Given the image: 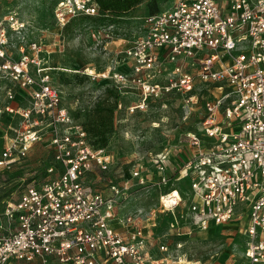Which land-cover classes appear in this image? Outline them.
<instances>
[{"label": "built area", "instance_id": "2783aa9c", "mask_svg": "<svg viewBox=\"0 0 264 264\" xmlns=\"http://www.w3.org/2000/svg\"><path fill=\"white\" fill-rule=\"evenodd\" d=\"M98 16L94 0H57L54 6L60 27ZM113 34L114 25L107 26L105 46ZM25 35L26 24L15 14L0 22V82H11L22 92L20 102H27L23 109L9 103L4 108L18 113L21 122L9 127L0 169H12L45 136L52 161L45 180L5 204L0 264H179L150 251L161 215L171 217L166 227L177 238L245 216L240 264H264V0H173L169 9L147 15L141 33L119 52L131 63L133 82L139 78L141 104L172 93L185 95L186 104L197 101L196 78L204 89L214 87L204 100L198 133L140 156L132 166L138 186L161 190L158 210L123 213L128 181H109L106 195L85 185L95 170L107 172L112 158L90 145L61 105L55 69L42 57L41 43L27 42ZM11 38L16 53L10 51ZM164 65L173 66L165 83L140 80L148 73L161 76ZM5 95L14 100L12 89ZM187 178L184 199L174 186ZM155 247L168 253L163 243Z\"/></svg>", "mask_w": 264, "mask_h": 264}, {"label": "rangeland", "instance_id": "374dc122", "mask_svg": "<svg viewBox=\"0 0 264 264\" xmlns=\"http://www.w3.org/2000/svg\"><path fill=\"white\" fill-rule=\"evenodd\" d=\"M57 0H0V22L8 14H15L26 24L25 39L39 41L42 57L52 71L53 84L61 93V105L75 124L87 133L93 148H103L112 158L107 172L87 175L85 185L104 195L108 194L109 181L129 182L123 213L137 210H158L161 190L147 185L140 187L131 179V169L140 156L154 155L163 148L184 140L187 133H198L203 115L205 98L212 96L214 87L204 89L196 78L193 95L197 101L185 103V95L172 93L159 98L150 97L142 103L138 86L133 82L131 63L119 53L142 31L143 19L153 11L167 10L173 0H146L124 17L109 21L85 20L77 17L65 27L54 20ZM109 24L114 25L112 41L105 46L103 33ZM128 42V43H127ZM15 39H10V51ZM206 54L202 51L201 55ZM190 63V60L186 61ZM172 65H164L161 76L150 73L141 77L142 82L165 83ZM187 71H189L187 69ZM196 75V68L190 69ZM115 76H121V79ZM82 80V84H78ZM6 89H12L14 100L8 101ZM22 92L9 81L0 82V151L5 138L11 137V128H18L21 118L18 113L8 114L4 108L9 104L16 109L27 107L20 102ZM23 99V98H22ZM141 108H136V106ZM135 107L136 109H134ZM202 143L207 140L201 137ZM52 161L49 137L34 143L27 156L10 170L0 169V216L7 202L17 201L26 186L42 182L48 176L46 169ZM181 196L189 194V179L176 186ZM164 189H162L163 191ZM169 215H161L154 230L152 252L156 257H167L179 264H239L244 246L239 229L217 228L214 231L192 230L190 235L175 237L167 230ZM247 219L239 221V226ZM168 246V253L157 252L156 244ZM181 243L178 248L177 244ZM21 264V263H20Z\"/></svg>", "mask_w": 264, "mask_h": 264}, {"label": "trees", "instance_id": "16d2710c", "mask_svg": "<svg viewBox=\"0 0 264 264\" xmlns=\"http://www.w3.org/2000/svg\"><path fill=\"white\" fill-rule=\"evenodd\" d=\"M144 1L146 0H94L98 6L99 16L96 18H82V20H96L98 18L100 21L111 22L110 19H119L124 17L127 13ZM155 13H157V11H153L148 15ZM78 84H82V80H79Z\"/></svg>", "mask_w": 264, "mask_h": 264}, {"label": "crops", "instance_id": "0c3cea01", "mask_svg": "<svg viewBox=\"0 0 264 264\" xmlns=\"http://www.w3.org/2000/svg\"><path fill=\"white\" fill-rule=\"evenodd\" d=\"M244 219H246V217L245 216H242V217H240V216H238V217H236L233 221H231L230 223H228V224H226V225H224V226H218V227H215V226H212L208 231H214V230H216L217 228H231V229H239V231L241 232V234H242V236H243V229H244V226L246 225H242V226H239L238 225V222L239 221H244ZM243 241H244V246H245V237L243 236ZM244 246H243V249H242V251H241V254H240V261H239V264L241 263V261H242V253H243V251H244ZM151 253L153 254V252H152V248H151ZM156 256V255H155Z\"/></svg>", "mask_w": 264, "mask_h": 264}, {"label": "bare ground", "instance_id": "6f19581e", "mask_svg": "<svg viewBox=\"0 0 264 264\" xmlns=\"http://www.w3.org/2000/svg\"><path fill=\"white\" fill-rule=\"evenodd\" d=\"M136 108H138V107H136Z\"/></svg>", "mask_w": 264, "mask_h": 264}]
</instances>
